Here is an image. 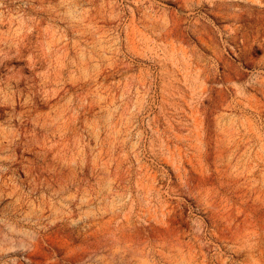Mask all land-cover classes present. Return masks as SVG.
Returning <instances> with one entry per match:
<instances>
[{
  "label": "rangeland",
  "instance_id": "obj_1",
  "mask_svg": "<svg viewBox=\"0 0 264 264\" xmlns=\"http://www.w3.org/2000/svg\"><path fill=\"white\" fill-rule=\"evenodd\" d=\"M0 264H264V0H0Z\"/></svg>",
  "mask_w": 264,
  "mask_h": 264
}]
</instances>
